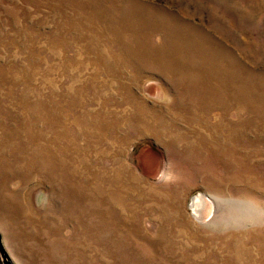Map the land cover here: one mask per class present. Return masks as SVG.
<instances>
[{"label": "rangeland", "instance_id": "rangeland-1", "mask_svg": "<svg viewBox=\"0 0 264 264\" xmlns=\"http://www.w3.org/2000/svg\"><path fill=\"white\" fill-rule=\"evenodd\" d=\"M0 264H264V0H0Z\"/></svg>", "mask_w": 264, "mask_h": 264}]
</instances>
